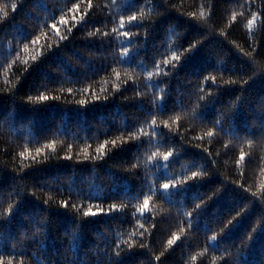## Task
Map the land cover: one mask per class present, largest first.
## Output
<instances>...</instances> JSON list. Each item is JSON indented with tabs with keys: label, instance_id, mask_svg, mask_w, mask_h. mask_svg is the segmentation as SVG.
I'll list each match as a JSON object with an SVG mask.
<instances>
[{
	"label": "trees",
	"instance_id": "16d2710c",
	"mask_svg": "<svg viewBox=\"0 0 264 264\" xmlns=\"http://www.w3.org/2000/svg\"><path fill=\"white\" fill-rule=\"evenodd\" d=\"M90 3L0 0V259L264 264V0Z\"/></svg>",
	"mask_w": 264,
	"mask_h": 264
},
{
	"label": "snow or ice",
	"instance_id": "6c2138e0",
	"mask_svg": "<svg viewBox=\"0 0 264 264\" xmlns=\"http://www.w3.org/2000/svg\"><path fill=\"white\" fill-rule=\"evenodd\" d=\"M11 7H12V10L15 11V9L17 8V4H16V3H13V4L11 5ZM75 7L78 9V8H79V5H75ZM89 7H91L90 0H89ZM69 11H71V10H69ZM0 12L3 13V17H4V18L7 17V12H6V11H3L2 8H0ZM85 14H86V13H85ZM200 16H201L202 18L205 16V13H204L203 10L201 11ZM81 19H82V17H81ZM128 19H129V22H131V21H136V20H137V17H136V16H131V17H129ZM232 19H233V21H235V19H236L235 14H233ZM256 19H257L256 15H255L254 13H252V14H251V19H248V20H247L246 27H247V29H248L250 32H251V30H252V28H253V25H254ZM60 23H61V24H67V21L64 19L63 16H62L61 19H60ZM124 26H125V25H124V21L121 20V22H120V28H123ZM51 27H52L53 29H55L56 32H57V34L59 35L60 30L57 28L56 24H53ZM68 31L70 32V31H71V28H69ZM97 31H99V30H97ZM113 31H117V29H113ZM95 34H96V33H90V35H95ZM104 35H107V33H104ZM122 35H123L124 37L127 38V37L129 36V33H128L127 31H125V32L122 33ZM66 38H67L66 36H60V39H66ZM38 40H39V38H37V40L32 41V43H33V44H36V43L38 42ZM195 47H196V45L193 44V45H191L186 51H191V50H192L193 48H195ZM23 50H24L25 52H27V51H28V45H25ZM125 51H127V50H125ZM32 59L35 60L36 57L33 56ZM172 60H174V61H179V60H180V56H178V55H173ZM25 63H27V61H25ZM169 63H170L169 60H165V61H164V64H165V65H167V64H169ZM172 66L175 67L176 65L173 64ZM9 67H11V65H9ZM157 68L159 69V65H157ZM116 75H117V77H119V73H117ZM152 75H153L152 73H148V77H149V79L152 77ZM206 79H208V78L206 77ZM211 79L213 80V82H215V77H211ZM244 82L246 83V81H244ZM32 99H33L32 97H29V101H32ZM38 99H39L40 101H44V100H48L49 97L46 96V95H40ZM82 103H83V102H82ZM177 119H178V117H177ZM155 123H156V122L153 121V125H155ZM216 123L218 124L219 121H216ZM206 135H207L208 137H212V136L214 135V133H213V131H208V132L206 133ZM134 138H135V135H134ZM115 143H116V141H112V144H113V145H115ZM47 147L52 148V149L54 150L55 145H54V144H49V145H47ZM103 149H104V145H101V147H100L99 149H97V151H98V152H102ZM36 151H37V153L39 154V152L41 151V149H37ZM171 155H172V153H167V154H165V155L163 156V159H164V160H167L168 157L171 156ZM20 156L25 157V153H24V152H21V153H20ZM155 156H156V153H153V154H152V157H155ZM152 157H150V159H152ZM25 158H27V157H25ZM68 158L70 159V157H68ZM32 159L35 160L36 158H35V157H32ZM244 159H245V153L241 152L240 157H239V160L237 161V163L239 164L240 162L244 161ZM197 175H198V173H196V172H193V174H192L193 178H195ZM162 187H163V189L167 190V189H169L170 185H169V184H163ZM172 187H175V184H173ZM149 200H150V197L145 198V200L143 201V206L138 208V211H139V213H140L141 215H142V214L144 213V211L148 208ZM62 206L67 207V206H68L67 201L63 202V203H62ZM73 207L75 208L76 206L73 205ZM197 207H200V205H197ZM113 209H117V206H116V205H112L111 208H110V210H113ZM101 211H103V210H101ZM83 214H84V216H88V215H93V216H95V215H97V212H93L91 209H88V210L85 211ZM237 215H239V213H238ZM228 223L231 224L232 221L230 220ZM189 226H190V225H189ZM141 227H143V225H141ZM179 239H180V236L174 234V235L172 236V238L169 239V240L167 241V245H168V246H172V245H174V244L176 243V241L179 240ZM211 239H212L213 241H215V240H216V236H213ZM117 255H118V253H117ZM161 255H163V253H161ZM159 259H160V257L157 256V257H156V260H159ZM193 259L195 260L196 258L193 257ZM0 264H5V261H4L3 259H0ZM6 264H13V260H12V259H8L7 262H6ZM18 264H23V262H22V261H21V262H18Z\"/></svg>",
	"mask_w": 264,
	"mask_h": 264
}]
</instances>
